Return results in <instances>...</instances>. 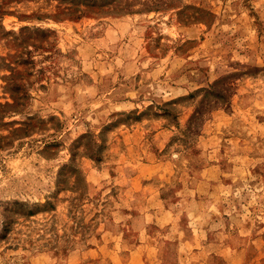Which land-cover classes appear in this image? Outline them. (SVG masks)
Returning <instances> with one entry per match:
<instances>
[{
	"label": "rangeland",
	"instance_id": "1",
	"mask_svg": "<svg viewBox=\"0 0 264 264\" xmlns=\"http://www.w3.org/2000/svg\"><path fill=\"white\" fill-rule=\"evenodd\" d=\"M0 264H264V0H0Z\"/></svg>",
	"mask_w": 264,
	"mask_h": 264
}]
</instances>
